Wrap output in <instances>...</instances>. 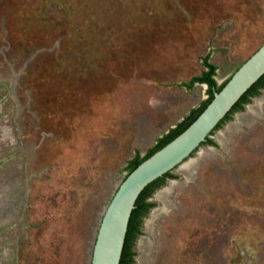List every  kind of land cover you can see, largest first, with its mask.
Instances as JSON below:
<instances>
[{"label": "rangeland", "instance_id": "1", "mask_svg": "<svg viewBox=\"0 0 264 264\" xmlns=\"http://www.w3.org/2000/svg\"><path fill=\"white\" fill-rule=\"evenodd\" d=\"M262 45L264 0H0V264H91L130 162L208 99L185 86L204 58L222 85ZM263 95L155 192L135 264L142 242L148 264H264L261 101L230 128Z\"/></svg>", "mask_w": 264, "mask_h": 264}, {"label": "water", "instance_id": "2", "mask_svg": "<svg viewBox=\"0 0 264 264\" xmlns=\"http://www.w3.org/2000/svg\"><path fill=\"white\" fill-rule=\"evenodd\" d=\"M264 75V45L230 78L199 117L178 137L141 163L121 183L98 230L91 264H120L136 202L152 183L194 160L220 123ZM214 135L212 136V133ZM196 153L194 156H192Z\"/></svg>", "mask_w": 264, "mask_h": 264}, {"label": "trees", "instance_id": "3", "mask_svg": "<svg viewBox=\"0 0 264 264\" xmlns=\"http://www.w3.org/2000/svg\"><path fill=\"white\" fill-rule=\"evenodd\" d=\"M204 66L206 67L207 70L201 76L194 77L188 84H185V86H187V88L189 89H192L194 85L197 83L207 85L208 95H209L208 99L202 103L199 109L193 112V115L189 122L180 124L170 133H168L165 137L161 138L158 145L154 149H152V151L148 155H146L145 157H141V155L138 153L136 157L130 162L129 174H131L141 163H143L145 160L150 158L153 154L158 152L160 149H162L171 141H173L176 137H178L181 133H183L211 103L215 93L221 91V89L225 86V84L230 80V79L227 80L222 85H218L215 79L217 67L212 63H210L209 56H206L204 58ZM263 91H264V75L239 100V102L234 106L232 111L217 127L216 131L222 128L228 121H230L235 113L244 110L246 105L251 103L255 97L260 96ZM216 131L212 133V136ZM204 145L216 146V143L210 137L203 144V146ZM195 154L196 153H194L192 156H194ZM174 177L175 176L173 175V171L169 172L164 177L150 184L139 196L136 202V207L130 219L120 264H135L136 252L134 248L137 238L142 234L143 220L150 213L151 209H153L156 206V203L150 201V199L154 196L155 192L158 189H160L166 184L169 178H174Z\"/></svg>", "mask_w": 264, "mask_h": 264}, {"label": "bare ground", "instance_id": "4", "mask_svg": "<svg viewBox=\"0 0 264 264\" xmlns=\"http://www.w3.org/2000/svg\"><path fill=\"white\" fill-rule=\"evenodd\" d=\"M264 98V97H263ZM263 98H260V99H258L257 101H256V103L254 104V105H251L249 108H248V111H249V113H247L246 115H244V116H241L240 118H239V120L236 122V124H234L233 126L231 125V129L233 128V129H237V128H239L241 125H243V123H244V121H246V120H251V121H253V120H256V118L258 117V115H259V117H260V114L259 113H261V107L259 106V102L263 99ZM262 104V103H261ZM237 117H238V115H237ZM260 119H261V117H260ZM233 123H235V122H233ZM230 130V129H229ZM233 132H235V131H233ZM224 134H226V133H224ZM220 138H221V140L224 142V143H226L227 142V137L225 138V137H223V135H221L220 136ZM230 138V137H229ZM228 138V139H229ZM230 140H231V138H230ZM225 146V145H224ZM192 165V164H191ZM185 168V167H184ZM188 174V173H187ZM168 195H169V190H163V191H161V192H159L158 193V195L156 196V198L159 200V201H161L163 204H164V206L167 208V206H168V200H169V198H168ZM165 207H163V210L162 211H160L159 213H153L152 214V217L150 218V220L148 221V225H146V229L148 230V232H151V224L153 223V221L159 216V215H162V213L163 212H165V211H167L166 210V208ZM147 245V247H145ZM141 246L142 247H145V249L143 250V255L141 256V257H139V264H148V262H147V260H146V256L145 255H148V244H146L145 242H142L141 243Z\"/></svg>", "mask_w": 264, "mask_h": 264}, {"label": "flooded vegetation", "instance_id": "5", "mask_svg": "<svg viewBox=\"0 0 264 264\" xmlns=\"http://www.w3.org/2000/svg\"><path fill=\"white\" fill-rule=\"evenodd\" d=\"M264 97V95L261 97V98H263ZM261 103H262V106H264V98L261 100ZM0 216H2V214L0 215ZM146 218V217H145ZM144 218V219H145ZM8 221H10V220H8ZM3 222V221H2ZM7 222V220L4 222V223H6ZM3 225V223H1L0 224V226H2ZM142 229H143V227H142ZM145 230H146V227H145ZM137 243V242H136ZM135 259H136V257H135ZM138 263H139V260H138Z\"/></svg>", "mask_w": 264, "mask_h": 264}]
</instances>
